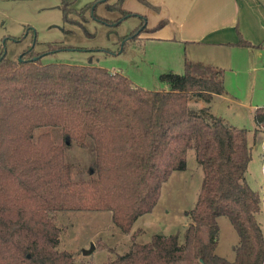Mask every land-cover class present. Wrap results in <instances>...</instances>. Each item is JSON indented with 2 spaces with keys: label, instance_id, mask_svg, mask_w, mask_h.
I'll return each mask as SVG.
<instances>
[{
  "label": "trees",
  "instance_id": "trees-1",
  "mask_svg": "<svg viewBox=\"0 0 264 264\" xmlns=\"http://www.w3.org/2000/svg\"><path fill=\"white\" fill-rule=\"evenodd\" d=\"M124 1L94 0L80 16L86 20L92 10L114 24L97 13L104 4L120 12L119 24L135 14ZM69 12L64 4L65 19ZM148 32L145 18L121 41ZM237 45L262 46L243 37ZM45 55L33 47L18 59L0 54V264H76L72 252L58 248L60 211H111L115 225L131 233L172 173L187 168L191 148L204 177L194 208L185 212L191 222L184 240L174 233L139 243L133 234L131 248L104 264H264L262 197L245 177L253 157L248 131L210 107L190 105L226 93L223 68L186 58L184 73L161 75L169 89L148 90L120 72L45 63ZM254 117L264 127V106ZM74 145L89 155V178L74 177L68 155ZM220 216L239 236L233 260L216 252Z\"/></svg>",
  "mask_w": 264,
  "mask_h": 264
},
{
  "label": "rangeland",
  "instance_id": "rangeland-1",
  "mask_svg": "<svg viewBox=\"0 0 264 264\" xmlns=\"http://www.w3.org/2000/svg\"><path fill=\"white\" fill-rule=\"evenodd\" d=\"M92 1L0 0V54L6 52L8 57L18 59L27 48L33 47L36 52L46 53L42 59L45 63L98 65L124 74L142 88L169 89V83L163 81L161 75L170 71L183 73V61L178 54L182 49L143 39V35L123 45L121 37L129 36L140 25L138 16H130L116 24V19L109 18L112 12L99 4L97 13L108 17L114 24L93 16L92 10L85 12L84 20L80 11ZM139 3L138 0H129L127 5L130 10H135ZM64 4L71 10L67 14L69 19L64 18ZM55 45H62V49L54 51ZM262 51L260 57L259 50L248 49L246 62L240 58L238 69L225 70L226 95L229 98L224 102L225 107L218 101L213 105L199 97L193 98L190 105L198 109L206 106L217 108L219 105L228 114L226 117L230 124L247 129L253 157L245 177L250 186L261 194V210L257 218L264 231V129L254 120L255 108L241 106H264V49ZM68 155L75 164L74 177L89 178L87 151L74 145ZM203 177L195 149L191 148L188 150L187 168L172 173L163 184L153 211L141 216L129 234L115 225L111 211H60L56 215L61 229L58 248L72 252L76 264H104L131 248L133 234L139 243L148 242L161 233H179L183 241L191 222L185 212L194 208ZM218 223L216 252L233 260L232 246L239 241L237 231L227 216H220Z\"/></svg>",
  "mask_w": 264,
  "mask_h": 264
},
{
  "label": "crops",
  "instance_id": "crops-1",
  "mask_svg": "<svg viewBox=\"0 0 264 264\" xmlns=\"http://www.w3.org/2000/svg\"><path fill=\"white\" fill-rule=\"evenodd\" d=\"M115 1L109 0V3ZM128 1H124L123 8L130 10ZM148 1L158 9L139 1L135 10H130L135 13L133 16H138L140 24L146 18V23L151 29L150 33H145L142 37L180 47L182 50L178 54L182 58L183 67L185 58H189L224 70H235L238 69L240 58L246 62L248 49L259 50V56L262 55L264 49V1L262 0ZM109 12H112V17L109 18L118 20L121 17L119 11ZM241 37L255 46H262L240 47L237 43ZM224 85L227 89L225 74ZM226 94L227 91L224 94H216L211 100L213 105L218 101V104L222 103L225 107L224 102L229 100ZM241 106L254 107L255 110L259 107L251 104H241ZM223 107L220 109L218 105L217 108L213 106L210 109L214 115L228 122L226 117L228 114L224 112Z\"/></svg>",
  "mask_w": 264,
  "mask_h": 264
},
{
  "label": "water",
  "instance_id": "water-1",
  "mask_svg": "<svg viewBox=\"0 0 264 264\" xmlns=\"http://www.w3.org/2000/svg\"><path fill=\"white\" fill-rule=\"evenodd\" d=\"M160 235H163L162 233Z\"/></svg>",
  "mask_w": 264,
  "mask_h": 264
}]
</instances>
